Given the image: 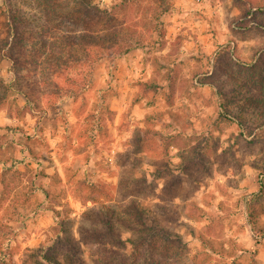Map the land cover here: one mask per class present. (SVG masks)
Wrapping results in <instances>:
<instances>
[{
  "label": "rangeland",
  "instance_id": "obj_1",
  "mask_svg": "<svg viewBox=\"0 0 264 264\" xmlns=\"http://www.w3.org/2000/svg\"><path fill=\"white\" fill-rule=\"evenodd\" d=\"M42 1L61 0H26L37 31L46 24ZM150 1L148 24L138 25L145 47L93 60L87 71L81 51L75 61L66 55L85 87L70 84L75 98L60 100L51 85L65 87L70 73L51 76L50 44L31 41L37 52L21 60V82L10 61L0 62L13 86L0 110V224L16 229L13 264H51L46 254L67 264L63 236L85 264H101L99 247L109 240L92 234L104 228L91 218L134 203L149 225L181 236L182 264H264V118L247 99H264V0H200L185 11ZM93 2L109 10L120 0ZM8 4L0 0V37ZM227 104L255 138L224 119ZM116 226L121 239L134 237Z\"/></svg>",
  "mask_w": 264,
  "mask_h": 264
},
{
  "label": "trees",
  "instance_id": "obj_2",
  "mask_svg": "<svg viewBox=\"0 0 264 264\" xmlns=\"http://www.w3.org/2000/svg\"><path fill=\"white\" fill-rule=\"evenodd\" d=\"M164 0H160V5ZM26 0H9L7 7L8 31L5 37H0V62L7 59L11 62V73L14 75L15 83L25 79L23 70L26 68L22 64L25 57H32L36 52V43L31 41L35 39L41 48L46 50L50 44L51 50L46 54L45 60L50 63L51 76L65 77L67 72L69 77L67 87L61 86L54 79L51 85L59 92L60 100L71 99L77 96L74 87L70 84L81 85L82 81H76L73 77L77 72H72L66 55L73 59L77 56L75 51H81L84 54L83 64L85 70H88L89 63L94 60L102 63L110 58H117L131 52L133 49L145 47V41L142 34L138 32L139 24H148L147 14L154 7L150 0H120V3L111 6L108 9H102L93 0H61L59 3H47L42 1L40 5L43 9V18L45 25L42 31H37L32 19L26 15L24 4ZM166 12V9L160 13V16ZM132 13L136 14L131 19ZM159 16V17H160ZM159 20V19H158ZM264 27L263 25H260ZM158 27V26H157ZM162 33V32H161ZM76 48V49H74ZM32 49L33 54H32ZM27 52V53H24ZM28 55V56H27ZM94 56V59H91ZM261 64L264 76V49L261 50L260 57L257 59ZM11 85V84H10ZM13 86H8L0 77V110L6 104L9 93ZM85 89L84 85H81ZM19 89V92H23ZM104 91L102 98L108 97ZM221 97H228L224 91L219 92ZM27 108L31 104L30 97L24 93ZM250 105L255 106L260 111V116L264 118V99L255 96L247 97ZM222 116L229 122H237L240 129L255 138L253 130L247 129V120L244 115H238L230 111L229 106L225 105ZM259 127H264V119ZM1 140V135H0ZM1 147V145H0ZM5 165H3L4 167ZM260 177L259 195H264V165H262ZM99 224H102L104 232L93 231L92 234L100 238H108L109 242L102 243L99 247V261L101 264H182L181 263V245L183 244L180 235L168 230L167 228L156 224H148V212L139 204L134 203L120 210L104 209L97 212L96 217H92ZM120 224L132 232L134 237L125 240L118 236L116 224ZM66 230L62 233L65 234ZM63 234V235H64ZM16 229L13 226L0 224V264H13L12 244L15 241ZM68 248L65 256L67 264H85L81 251L75 242L68 236L62 237ZM130 251L126 249L128 245ZM45 258L51 264H64L57 259H52L45 255Z\"/></svg>",
  "mask_w": 264,
  "mask_h": 264
},
{
  "label": "crops",
  "instance_id": "obj_3",
  "mask_svg": "<svg viewBox=\"0 0 264 264\" xmlns=\"http://www.w3.org/2000/svg\"><path fill=\"white\" fill-rule=\"evenodd\" d=\"M171 4H173V8H177L179 10H188L190 5H193V9H197V6H202L204 5L203 2H200V0H171ZM218 5L220 2L217 3ZM249 5V4H248ZM250 7V5H249ZM202 8H205L204 6ZM194 15V14H191ZM200 20V19H198Z\"/></svg>",
  "mask_w": 264,
  "mask_h": 264
}]
</instances>
